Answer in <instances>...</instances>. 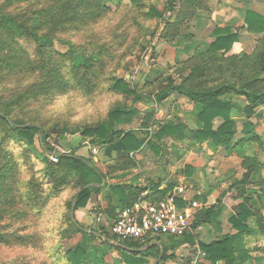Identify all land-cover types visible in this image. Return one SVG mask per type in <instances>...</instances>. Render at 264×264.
Instances as JSON below:
<instances>
[{
	"label": "rangeland",
	"instance_id": "rangeland-1",
	"mask_svg": "<svg viewBox=\"0 0 264 264\" xmlns=\"http://www.w3.org/2000/svg\"><path fill=\"white\" fill-rule=\"evenodd\" d=\"M3 1L0 0V4L5 5ZM171 1L140 0L139 3H134L132 0H108L111 10L105 15L88 24H69L61 32L62 40L56 41V47L72 59L64 69L65 74L73 79L74 62L89 64L94 61V69L91 68L92 72L94 71V84L88 87L73 81V87L66 92L53 91L41 94L30 97L18 105L19 108L13 113L15 119L41 127L31 150L15 139L5 142L4 146L0 145V150L7 149L18 166L16 185L18 198L23 195L24 199L28 196L31 200L33 194L31 186L34 182L40 183L38 192L42 196L48 195L47 187L51 183H47L42 159L46 156L47 149L53 147L55 150L52 153L73 152L78 155L79 150L86 152L89 147L88 158L94 161L91 147L99 146L98 142H94L97 137L94 138L93 133L85 135L84 132H93L103 122L108 121L110 111L116 107L127 109L135 107L136 114L117 128L136 131L144 140V148L153 151L157 149V158L164 173L167 169H177L178 180L173 181H176L175 185L183 183L191 197L195 198L197 192L202 190L205 191L206 198L202 195L201 199L196 198L197 201L207 202V207L213 203L224 205L222 231H231L228 218L233 213L234 205L239 202L231 199L239 194L242 187L240 181L246 179L247 182L243 183L246 188L245 195L251 196L257 194L255 191L258 188L254 185L261 182L264 177V106L259 107L256 115L247 120L248 122L236 115L238 118L234 141L237 144L231 154L213 141V144L209 143L200 148V145H195L188 139L181 141L177 136L162 135L159 130L162 121L180 119L194 127L197 117L194 104L188 97L174 91L168 98L158 101L156 95L167 86L168 78L171 76L177 84L185 81L196 64L191 59L215 39L213 34L215 27L228 26L238 32L239 39L233 48L225 53L226 56L253 53L263 35L252 33L244 26V13L247 9H252L264 14V0H195L192 4L199 7L196 10L192 9L194 14L187 13L181 25L175 21L182 10L181 2L184 0H175L174 7L168 11ZM51 2L20 0L14 2L11 9L33 12L50 5ZM153 7L163 13L166 12L168 19L153 15ZM174 31L178 33L175 34ZM26 46L33 51V44ZM118 78H125L136 93L125 94L113 89L112 85ZM33 79V76L13 80L0 79V97L5 99L4 95L7 98ZM239 79L241 78L237 77L235 81L240 82ZM233 102L241 107L247 100L244 96L235 95ZM250 130L257 133L260 140L240 142ZM47 133L49 138L44 143L42 138ZM2 135L0 130V143ZM71 139H74V142ZM105 148L100 147V156L103 155V159L107 160ZM210 150L219 152L212 153ZM243 155L256 160L252 162L256 165V170L261 169L260 172L255 170L246 178L249 168L244 164ZM48 157L53 163H58V159L54 160L51 155ZM138 160L130 162L125 158L115 160L107 168L109 173L115 172L118 165L123 163L128 168H138ZM188 165L194 168L193 173L187 174L186 180H179ZM79 187L77 176H72L63 190L48 199L45 204L41 202L38 206H28L27 200H19L17 208L19 210L24 208L28 214L17 219L9 213L0 224L6 232L33 234L36 239L29 245L0 243V264H64V261L60 260L63 257L62 250L72 248L82 237L81 233L71 238L66 236L68 235L66 230L70 228L67 223L68 203ZM97 198L98 196L94 195L95 203L98 201ZM249 199L251 202L254 197ZM123 206L122 203L113 204L110 208L94 206L93 215L88 213L93 218L79 222L88 229H94L95 224L99 222L97 218L101 216L102 225L104 224L111 233L110 224L115 218L116 209ZM28 207L33 208L28 210ZM76 217L78 219V213ZM201 227L197 230L199 238L209 239V231L204 234L208 226ZM156 240L162 249L165 248L175 254L166 264H186V260H189L187 257L191 253L190 248L182 246L171 248L172 237L162 236ZM111 242L119 244L114 239ZM121 254L119 249L111 248L106 259L114 261L120 258ZM182 254L186 257H182ZM198 255V250H195L193 258ZM155 263L154 260L150 262ZM196 264H203L199 257Z\"/></svg>",
	"mask_w": 264,
	"mask_h": 264
},
{
	"label": "trees",
	"instance_id": "trees-1",
	"mask_svg": "<svg viewBox=\"0 0 264 264\" xmlns=\"http://www.w3.org/2000/svg\"><path fill=\"white\" fill-rule=\"evenodd\" d=\"M17 1L20 0H4L6 4H0V79L13 80L27 76H33L34 79L7 98L4 95L5 99L0 97V130L3 133L0 145L4 146L5 142L15 139L31 150L41 127L15 119L13 113L22 101L30 97L53 91L66 92L73 87L75 81L88 87L94 84V71L91 70L94 61L89 64H82L79 61V65L74 62L72 64L74 77L71 79L65 74L64 69L72 59L67 53L57 49L56 41L62 40L60 34L67 25L94 22L111 8L108 0H51L50 5L33 12L11 9ZM132 1L140 2V0ZM174 1L170 2L168 11L174 7ZM193 1L195 0L181 2L182 10L175 21L177 24L181 25L186 14L189 12L194 14L192 9L196 10L199 7L193 5ZM152 13L166 20L169 17L166 12L163 13L156 7L152 8ZM244 21V26L250 32L263 35L258 40L253 53L226 56L225 53H228L238 41V32L228 26L215 27L213 30L215 39L191 59L196 64L185 81L177 84L171 76L168 78L167 86L157 93L158 101L168 98L174 91L188 97L194 103L197 117V128L189 131H187L188 126L180 119L161 122L159 130L162 135L177 136L180 140L188 139L195 145L211 140L229 153L236 149L237 143L234 141L236 119L241 117L248 122L247 120L256 115L257 109L264 106V75H262L264 74V14L247 9L244 13ZM174 33L178 32L174 31ZM26 44H33V51H30ZM237 77L241 78L238 80L240 82L235 81ZM208 81L210 84H207ZM112 88L125 94L136 93L125 78H118ZM235 95L244 96L247 100L246 104L241 107L235 105L233 102ZM136 112L135 107L133 109L116 107L110 111L108 121L103 122L93 132L85 131L84 134L93 133L94 138L97 137L94 142L106 147L107 156H111L113 152L126 154L138 150L143 146L144 140L136 136L133 130L117 128L118 125L131 119ZM48 138L47 133L42 141L45 143ZM245 140L259 141L260 137L250 130L240 142L243 143ZM50 150L47 149L46 156L42 158L47 183H51L47 187L48 195L42 196L38 192L40 183L34 182L31 186L33 187L31 200L28 196L24 199L23 195L18 198L16 192L18 166L7 149L0 150V222H3L4 216L9 213L17 219L28 214L24 208L21 210L17 208L19 200H27L28 206H38L41 202L45 204L48 199L63 190L72 176H77L80 187L68 203L67 223L70 228L66 230L68 232L66 236L71 238L81 233L82 237L72 248L62 250L63 257L60 260L64 261V264H150L152 260L156 262L155 264L161 262L166 264L175 256L174 253L169 254L165 248L162 249L156 243L157 240H154L155 242L122 240L112 232L109 233L103 225L92 230L81 225L76 213L80 208L86 207L92 193L99 190L98 186L91 184H100L103 174L90 158L73 152L67 154L57 152L58 163H53L48 155L50 156L55 149L50 147ZM243 156L244 164L249 168L245 177L249 178L256 170L254 164L256 160ZM185 171L186 174L191 175L193 167L188 165ZM242 182L247 181L243 179ZM174 185V182L168 184L160 191L157 200L153 201L168 196L174 191ZM262 185L263 193L260 194V201L264 199V179ZM245 190V186L242 185L238 194L241 201L234 205V211L228 218L231 231L221 232L225 206L217 203L201 208L194 221L195 230L202 225L208 226L209 239H202L199 238L198 233L188 232L181 236H173L172 245L198 243L205 256L213 263L224 261L225 264H244L249 257V252L245 249L244 236L253 230L250 219L256 216L258 223L264 228L261 209L250 202ZM195 198L201 199L202 195L196 194ZM135 201H130L123 207ZM32 208L28 207V210ZM35 239L33 234L6 232L0 224V243L29 245L33 244ZM112 239L117 240L119 244L112 243ZM111 248L121 251L120 258L114 261L106 259Z\"/></svg>",
	"mask_w": 264,
	"mask_h": 264
},
{
	"label": "crops",
	"instance_id": "crops-1",
	"mask_svg": "<svg viewBox=\"0 0 264 264\" xmlns=\"http://www.w3.org/2000/svg\"><path fill=\"white\" fill-rule=\"evenodd\" d=\"M162 123H165V121H162ZM184 123L188 126L187 131L197 128L196 122H195L194 127L188 125V123H186V122H184ZM135 134L139 138H142V136H140L139 133H137L136 131H135ZM178 139H180V138L178 137ZM71 141L74 142V139H71ZM181 141H185V140H181ZM209 143H212V141L209 140L208 142L202 143V145L201 144H198V145H200L199 147L201 148L203 146L209 145ZM144 145H145V143H143V146L140 149L135 150V151L130 152V153H126V154L113 152V154L111 156H107V160H105V159H103V157H104L103 155L100 156V147L101 146L103 147L104 145L99 144L98 152L94 153V157H93L94 161L93 162L98 167L100 172L103 174V180L100 184L99 183L91 184V185L98 186L99 190L94 191L91 195V198H90L87 206L80 208V210L77 212L79 221H84L85 219L87 220V218L92 219L93 216L90 217L88 213H90V215H93L94 206H95V208L97 206H102V207L106 206V207L110 208V206L113 204H116V203L126 204L130 201H135V200H138L140 198H146V199H149L152 201L157 200V198L160 196V191L162 189L166 188L168 186V184H170V183H173V182L175 183L176 181H173V179L178 180L177 179V173H178L177 169H167V171L164 173L162 164L158 160L159 158H157V156H158L157 155V149L155 148L156 151L155 150L153 151V149L152 150L146 149V148H144ZM153 146H155V145H153ZM194 147L196 148V146H194ZM88 148L89 147H87L86 152H82L81 150H79L78 155L83 156V157H88V155H87ZM210 151L212 153L219 152V150H210ZM158 153H160V152H158ZM231 154H229V155L231 156ZM124 158L126 159L127 162H130V160L137 161L139 159L138 160V168H136V167L135 168H128V166L126 167V165L123 163L122 165H118L119 167L116 169L115 172L109 173V169L107 168V166L115 160L124 159ZM143 164H144V166H143ZM193 170H194V168H193ZM260 170L261 169H258V170H256V172H260ZM183 172H184V174L182 173L180 175V179H179L181 181L182 180L184 181L187 178V174H186L185 169ZM263 179H264V177L261 180H263ZM242 180L239 183L240 185H243ZM181 184H183V183L180 182V184L174 185V189ZM254 187L258 188V189H256L257 191H255L257 194L251 195V196L248 195V196L251 198H252V196L254 197V199L251 200L252 204L254 206L260 208L261 213L264 216V199L262 198L260 201V198H259L260 194L263 193L262 192V188H263L262 181L258 182L257 185L255 184ZM204 192L205 191L199 190L197 193L200 195H203L204 198H206V196L204 195L205 194ZM94 195L98 196L97 203H95V201H94ZM194 199L197 200L196 198H194ZM231 200L234 202H236L237 200L239 202L241 201L238 198V194L234 195ZM239 202H237V203H239ZM200 203L202 204V208L208 206L207 202H200ZM120 209L121 208L117 207L116 213H115V218H116ZM233 211H234V208H233ZM97 220L99 222L95 224L96 227L94 229H98V227L102 226V223H101L102 217L101 216L98 217ZM262 222L264 223V221H262ZM250 224H251V227L253 230H252V232L245 234V236H244L245 237V239H244L245 249L249 252V257L244 261V264H264V228H263V225L258 223V218L256 216H253L250 219ZM103 226H104V224H103ZM199 228L201 229L202 227H199ZM199 228L197 230H199ZM89 229L92 230L93 228H89ZM197 230H195L194 233H198ZM208 231H209V229L207 228L206 233H204V234H207ZM221 232H224V231H221ZM208 237L210 238V234ZM205 239H207V238H205ZM181 246L183 248H190V250H191L190 251L191 253H189L190 255H188L189 257H187V258H189V260H186V264H192V261L195 260L193 258V255H195V250H198V252H200L198 257L200 258L201 262H203V264H225L224 261H219L217 263L211 262L205 256L206 255L205 252L201 249V247L198 243H196V244L183 243L182 245H180V247ZM175 247H179V246H172L171 248H175ZM168 253L171 254L169 251H168ZM181 256L183 257L184 255L182 254ZM184 257H186V256H184Z\"/></svg>",
	"mask_w": 264,
	"mask_h": 264
},
{
	"label": "built area",
	"instance_id": "built-area-1",
	"mask_svg": "<svg viewBox=\"0 0 264 264\" xmlns=\"http://www.w3.org/2000/svg\"><path fill=\"white\" fill-rule=\"evenodd\" d=\"M91 150L97 153L98 147H91ZM50 155L54 160L58 159L57 152ZM201 208L202 204L191 197L185 185L181 184L161 200L140 198L123 207L110 224V229L122 240L149 242L162 236H181L195 231L194 221ZM197 259L192 264H196Z\"/></svg>",
	"mask_w": 264,
	"mask_h": 264
}]
</instances>
